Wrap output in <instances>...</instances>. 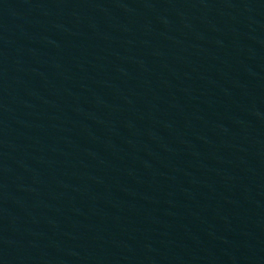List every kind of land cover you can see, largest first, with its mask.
Returning <instances> with one entry per match:
<instances>
[{"label": "water", "instance_id": "obj_1", "mask_svg": "<svg viewBox=\"0 0 264 264\" xmlns=\"http://www.w3.org/2000/svg\"><path fill=\"white\" fill-rule=\"evenodd\" d=\"M3 264H264V0H0Z\"/></svg>", "mask_w": 264, "mask_h": 264}]
</instances>
